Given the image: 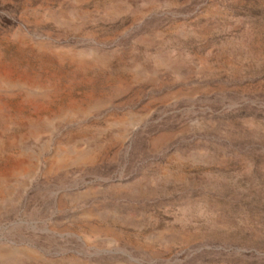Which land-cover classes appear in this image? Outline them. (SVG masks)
<instances>
[{
    "label": "rangeland",
    "instance_id": "374dc122",
    "mask_svg": "<svg viewBox=\"0 0 264 264\" xmlns=\"http://www.w3.org/2000/svg\"><path fill=\"white\" fill-rule=\"evenodd\" d=\"M0 264H264V0H0Z\"/></svg>",
    "mask_w": 264,
    "mask_h": 264
}]
</instances>
